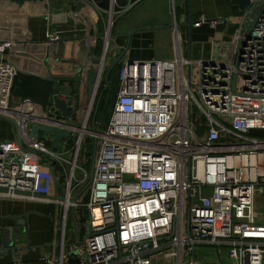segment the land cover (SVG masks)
I'll list each match as a JSON object with an SVG mask.
<instances>
[{
	"label": "built area",
	"instance_id": "obj_1",
	"mask_svg": "<svg viewBox=\"0 0 264 264\" xmlns=\"http://www.w3.org/2000/svg\"><path fill=\"white\" fill-rule=\"evenodd\" d=\"M92 1L106 18L98 92L108 68L114 17L140 0H127L121 13L114 11L118 0H108L107 9L102 0ZM249 2L233 36L231 60L187 57L176 17L172 58L122 59L108 123L97 119L95 128L97 93L78 118L73 91L56 95L75 108L65 117L53 95L45 110L34 98L15 101L18 72L8 53L24 45L0 40V116L12 119L17 128L15 139H0V199L56 208L52 219L58 253L44 252L41 264H154L158 253L172 264H264V213L257 208L264 186V10L246 34L251 14L264 0ZM171 5L175 14V0ZM52 13H42L48 27L53 26ZM203 23L216 28L227 21L201 18L193 26ZM46 39L60 41L61 36L48 29ZM193 67L197 93L187 75ZM31 122L62 125L74 143L62 141L58 152L42 133L38 139L28 135ZM88 138L98 142L93 180L73 201L90 179L86 165L78 162ZM53 171L58 197L53 196ZM70 213L83 252L67 260Z\"/></svg>",
	"mask_w": 264,
	"mask_h": 264
},
{
	"label": "crops",
	"instance_id": "obj_2",
	"mask_svg": "<svg viewBox=\"0 0 264 264\" xmlns=\"http://www.w3.org/2000/svg\"><path fill=\"white\" fill-rule=\"evenodd\" d=\"M249 4V0H191V6L189 7L188 0H180V6L178 10L175 8L174 14L170 0H143L134 6L133 9H130L132 11L128 17L120 19L122 18L121 15L126 14L127 11L116 15V17L121 16L119 21H122V25L117 29L118 31L129 29L141 30L132 35L129 47H127L128 37L126 34H112L108 46V51L109 53L111 52V55L109 54L108 58L115 60L114 58L122 51H125L122 59L126 60L172 58L174 55V22L170 18L171 13L174 18L176 17L177 21L179 19L183 20L181 24L177 23V28L181 33L184 54L187 57L194 60H209L213 58L231 60L234 48L233 36L243 21L245 10H247ZM48 6L46 0V8ZM53 7V26L51 29L57 32L61 36V39L67 40L63 43V46H65L63 48V59L76 58L79 45L81 43L84 44L85 38L88 36H99L101 33H104L105 13L92 0H53ZM76 10L82 12L79 17L73 15ZM15 14L8 7L5 13L0 14V40L11 39L13 35L12 29L15 27L26 28V30L32 32V39L34 40H46L49 28L48 22L42 13L28 7L24 9L21 16ZM190 16L194 22L199 21L201 18H206L207 20L224 18L227 23L219 25L216 28L212 27L209 23H203L198 27L193 26L192 39H190V27L187 24ZM25 38V36L18 35L16 39L24 40ZM99 41L103 44L100 53L97 52ZM104 42V38L95 39L94 37L92 40L91 47L94 50L93 57L95 59L100 58L102 55V51L105 48ZM21 48L25 50L29 49L28 46L21 47L16 45L14 50H22ZM18 60L21 62L20 67L22 69L33 73H40L41 69L35 61H29L24 57ZM29 62L36 66L30 65ZM67 67L65 64L54 63L53 69L61 73ZM53 74H56V72H53ZM47 84L46 82H42L43 87ZM48 85L52 86L51 84ZM82 87L79 88L81 92L85 88ZM52 93L46 99L39 98L49 101L52 98ZM13 98L18 102L23 97L13 95ZM78 108V112L81 115L85 107ZM10 124L13 125L14 123L0 118V139L13 140L16 138L17 128L16 132L13 131V127ZM38 204L45 205V210L39 207ZM54 210H56L54 206L43 202L0 199V246H2L4 241L2 233L4 228L15 224L17 221L13 215L19 216L28 211L39 212L38 214H30L28 218V230L24 234V241L27 237L30 248L18 252L17 255L12 254V252L0 254V264H11L15 260L21 264H41L40 257L44 252L52 251L53 254H57L58 245H56V242L58 243V239L53 231L52 219ZM24 241L21 243L22 246H25Z\"/></svg>",
	"mask_w": 264,
	"mask_h": 264
},
{
	"label": "water",
	"instance_id": "obj_3",
	"mask_svg": "<svg viewBox=\"0 0 264 264\" xmlns=\"http://www.w3.org/2000/svg\"><path fill=\"white\" fill-rule=\"evenodd\" d=\"M8 1V2H7ZM0 0V14L5 13L7 11V7L18 14V16H21L23 14V11L25 8H32L36 9L39 13H44L47 11L49 13L53 12V0H47L48 2V8H46V0ZM98 1V0H95ZM103 1V7L108 8V0H102ZM128 4L127 0H118V5L115 6L114 11L121 13L122 8L126 7ZM188 6H191V0H188ZM264 10V3L261 5L259 10L253 12L251 16H254V20L252 24L249 26L247 30V35L250 34L252 31L255 22L259 15ZM194 21L192 20L191 16L189 17L187 24L190 27V39H192V28L194 25ZM52 24L49 23V30L51 29ZM1 29V28H0ZM141 29H129V30H119L114 32L116 35H124L126 34L128 37V45L129 47L131 43L132 35ZM13 35L12 40L16 44H21L24 46H28L26 50H16L14 51V54L17 55L18 58L24 57L27 60L35 61L37 66L40 67L41 71L40 73H33L29 72L27 70H24L20 67L21 62L9 60L13 65L15 66L18 73H23L27 75L35 76L41 80L49 81L53 83V103L55 106L62 111V116H69L73 113L75 108L69 107L67 103L63 100H61L56 95L58 93H63L65 95L69 94L71 91H73L72 83H79V84H85L87 88V94H88V101L91 102L96 93V85L99 82V74H100V65L103 61V57L100 56V58L95 59L93 57L94 50L91 47V40L93 36H88L85 38L84 44L81 43L79 45L78 55L76 58H69L67 60L63 59V52L64 47L63 43L66 42V39H61L60 41H52L49 39L46 40H34L32 39V32H29L26 30V28H18L15 27L12 29ZM22 35L26 38L24 40H17V36ZM105 33H101L98 38H103ZM70 39V38H69ZM106 47V46H105ZM106 52V48L104 50V54ZM125 55V51H122L115 60L111 63L110 66L105 70L104 76H103V82L106 83V86L99 92L97 102L95 105V109L92 116V127L95 128V122L97 113L104 95V92L109 89L110 83H109V75L115 68V66L121 62L122 58ZM54 63L58 64H65L68 67L65 68L59 73L53 69ZM30 65L36 66L33 63L29 62ZM58 67V66H57ZM53 72H56V74H53ZM34 100L39 103L42 108L45 110L47 108V105L51 103V101H44L41 100L39 97L34 98ZM0 118L7 119L13 122L12 119L0 116ZM41 133H49L53 135V138L51 140V148L57 150L58 152L62 151V145L61 142L65 141L68 144H73L74 139L71 136V131L66 129L62 125H48V124H40L37 122H31L28 124V135L31 138L38 139L41 136ZM97 139H94V145H93V155H92V164H91V171H90V179L86 183V185L81 189V191L73 197V201H76L77 198L81 193H83L88 186L92 183L93 175H94V166H95V158L97 153ZM53 177H54V197L57 196L58 192V178L55 171H53ZM32 213H39L36 211H28L25 214L14 216V218L17 219L16 223L4 228L2 231L4 236V241L2 246H0V254H7L9 252H12V254L17 255L18 252H21L22 250H26L30 248L29 241L26 237L24 241V234H26L28 228V218L29 215ZM74 213V212H73ZM24 241L25 246H22L21 243ZM85 257L87 254L84 255Z\"/></svg>",
	"mask_w": 264,
	"mask_h": 264
},
{
	"label": "rangeland",
	"instance_id": "obj_4",
	"mask_svg": "<svg viewBox=\"0 0 264 264\" xmlns=\"http://www.w3.org/2000/svg\"><path fill=\"white\" fill-rule=\"evenodd\" d=\"M141 1H143V0H140L134 6L138 5ZM170 1L172 3V0H170ZM179 6H180V0H175V8H176V10H178ZM133 7H132V9H133ZM131 11L132 10H129V11L127 10L126 14L121 15L122 18H120L121 16L120 17L119 16L118 17H116V16L114 17L115 21H114V25L112 27V34H114L115 31H118L117 29H119L120 26L122 25V21H119V18L120 19H124L125 17H128L129 13ZM178 14H179V11H178ZM170 18H171V20H173V22H175V18L173 17V14H171V13H170ZM182 22H183L182 19H179V21H177L178 24H181ZM8 54H9L8 55V59L9 60L11 59V60H13L15 62L18 61L19 58L17 57V55L14 54V51H9ZM109 54L111 55V52L110 53L108 52L107 59H109L108 58ZM113 61L114 60H110L109 59V60L106 61V64H108L110 66ZM187 75H188V79L191 80V86H192L193 90L197 93L196 88H195V86L198 84L197 68L196 67L192 68L191 76H190V70H189V68H187ZM71 85L73 87V89H72L73 93H74L75 97L78 100V107H82V108L88 107V105H89L88 94H87V88H86V86H84L85 84L72 83ZM100 85H102V83ZM80 87H82V88L85 87L86 90H84L85 89L84 88L82 90V92H81V90H79ZM99 92L100 91L98 90L97 96L95 98L94 105H93V112H94V109H95V105H96V102H97V98H98ZM115 92H116V90L113 88L112 91L109 92L107 94V96H106L105 103L103 104V107H102V112L100 113V116H99V120H101L100 122H101L102 125H104L105 122H106L105 121L106 118H104V117H106V115L108 114V118H109L110 110L113 108V102H114L115 94H116ZM92 116H93V113H92ZM10 125L13 127V131L16 132V126L14 124L13 125L10 124ZM252 134L258 135V132H252ZM42 135L47 137V139L49 141H51V139L53 138V135L49 134V133H42ZM93 145H94V142L89 141V139L84 140V142L82 144V148L80 150V154H79V161L78 162L80 164L85 165L86 163H88L89 162L88 160L90 159V157H89L90 154H91V159H92ZM65 157L66 158H71L72 157V153L71 152H67L65 154ZM85 160H86V163H85ZM90 171H91V168L88 169L89 177H90ZM260 189L262 190V192L261 193L259 192L257 194V208H258V210L260 212L264 213V186H261ZM75 195L76 194H74V197H75ZM83 195H85V193ZM38 206L45 210V205L38 204ZM66 230H67L66 231V236H67V238H66V245H67L66 258L68 260V258H70V257H72L74 255L82 254V252H83V250L81 249V244H76V241H75V235H74L75 234V222H74V219H73L71 213L69 214V217H68V224H67ZM208 252H210V251H208ZM153 260H154V264H172V263H169L164 258L162 253L155 254L153 256ZM208 261H213L212 255H209Z\"/></svg>",
	"mask_w": 264,
	"mask_h": 264
},
{
	"label": "trees",
	"instance_id": "obj_5",
	"mask_svg": "<svg viewBox=\"0 0 264 264\" xmlns=\"http://www.w3.org/2000/svg\"><path fill=\"white\" fill-rule=\"evenodd\" d=\"M102 45H103L102 42L99 41L98 47H97V52H99V53L101 52ZM120 68H121V64L118 63L109 75L110 87H109V89H107L104 92V95H103V98H102V101H101V104H100V107H99V110L97 113L96 120L99 119L100 113L102 112V107H103V104L105 103V99H106L107 94L109 92H111L113 88L115 90H117V88L119 86ZM42 82L43 83L46 82L48 84H51L52 86H49L47 84L45 87H43ZM105 86H106V83L102 82V85L100 86L99 91H101ZM52 92H53V83L52 82L44 81V80H41L37 77L25 75L22 73H17L15 78H14V83H13V87H12V94L13 95H17V96H21V97H30V98L40 97V98L46 99L51 95ZM114 101H115V99H114ZM113 105H114V102H113ZM110 115H111V110L109 113V117H110ZM79 116H80V113L78 112L76 114V117L78 118ZM104 118H106V120H105L106 122L104 124V125H106L108 123V119H109L108 114ZM198 131H199V133L202 132V130H200V129ZM88 139H89V141L93 142L92 139H90V138H88ZM48 145L50 146L51 143L49 142ZM89 157H90V159L88 160L89 162L85 164L88 169L91 168V163H92L91 154ZM64 183H65V178L60 179L59 191L62 189V186L64 185Z\"/></svg>",
	"mask_w": 264,
	"mask_h": 264
}]
</instances>
